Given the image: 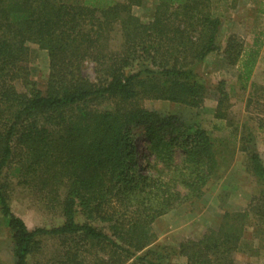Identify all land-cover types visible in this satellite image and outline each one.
Here are the masks:
<instances>
[{
    "label": "trees",
    "instance_id": "obj_1",
    "mask_svg": "<svg viewBox=\"0 0 264 264\" xmlns=\"http://www.w3.org/2000/svg\"><path fill=\"white\" fill-rule=\"evenodd\" d=\"M157 2L144 23L133 11L142 0H0V215L15 264H28L42 250V236L60 240L49 264H176L177 257L183 264H236L249 228L264 245V164L245 145L260 188L247 208L226 212L200 239L177 248L155 245L156 220L202 198L226 160L225 143L198 122L147 110L143 100L199 109L214 92L216 117L223 119L230 96L226 82L208 88L198 73L221 51L222 21L212 1ZM263 37L247 47L233 34L222 54L237 68L240 89H249L248 106L256 98L264 132V85L251 82ZM29 43L48 54L43 90L26 80ZM86 61L95 64V81L84 74ZM134 126L144 127L142 163ZM10 169L17 171L16 185L62 225L28 228L11 208Z\"/></svg>",
    "mask_w": 264,
    "mask_h": 264
},
{
    "label": "rangeland",
    "instance_id": "obj_2",
    "mask_svg": "<svg viewBox=\"0 0 264 264\" xmlns=\"http://www.w3.org/2000/svg\"><path fill=\"white\" fill-rule=\"evenodd\" d=\"M123 1V0H118ZM212 11L222 21L217 36L221 51L210 54L199 66L198 73L205 80L208 88L226 82L229 99L225 117H216L218 107L217 95L209 93L204 106L192 109L182 104L169 101L144 99L143 105L149 111L164 115H178L186 121L198 122L214 139L224 141L223 162L219 173L207 185L202 198L194 204L184 203L166 215L156 220L153 225L157 240L155 245L177 248L185 239H200L209 229H214L221 223L226 212L240 211L247 208L251 199L257 196L260 188L253 177L249 156L241 150L245 145L256 151L264 164V132L258 129L256 98L248 106L249 89L243 92L237 81V68L231 67L223 59V50L231 35L235 34L245 40L250 47L256 36L264 35V0H211ZM143 4L133 9L135 15L144 23L151 21L157 8V0H142ZM264 38V37H263ZM29 56L24 68L27 69L26 80L34 82L40 89H45L49 75V58L45 50L37 44L29 43ZM86 77L95 81L97 71L95 64L86 61L83 64ZM25 80V81H26ZM23 82V81H22ZM251 82L264 85V42L252 74ZM19 90H24V84L19 82ZM23 84V85H22ZM260 104H262L260 102ZM108 106L100 107L107 109ZM139 147L140 162H145L146 139L144 127H133L132 131ZM249 135L250 144H243V138ZM10 184L8 196L11 208L20 216L28 228H53L63 224L59 215L47 212L33 194L17 186V171L10 169L7 173ZM42 250L29 259L28 264H49L61 249L60 240L56 237H38ZM236 264H264V245L249 228L244 236L239 251L234 255ZM14 242L11 232L0 215V264H15ZM174 263H186L184 257H177Z\"/></svg>",
    "mask_w": 264,
    "mask_h": 264
}]
</instances>
